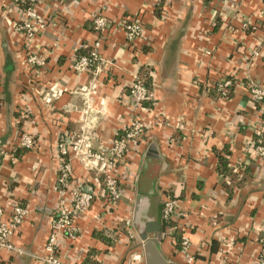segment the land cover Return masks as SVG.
<instances>
[{"label":"crops","instance_id":"crops-1","mask_svg":"<svg viewBox=\"0 0 264 264\" xmlns=\"http://www.w3.org/2000/svg\"><path fill=\"white\" fill-rule=\"evenodd\" d=\"M36 11L46 27L26 45L14 30L17 8L0 0V209L4 218L15 203L27 209L11 236L20 251L0 249V261L45 264L59 196L57 143L79 131L81 87L94 77L87 132L93 149L105 148L134 111L127 92L138 76L153 91V101L139 110L151 126L117 167L122 197L107 206L102 174L73 160L72 187L93 199L74 219L79 234L60 244L58 257L71 264H126L139 253L148 264L143 244L156 237L164 264H250L264 237V159L253 149L263 109L242 83L264 80V23L252 32L241 20L261 18L263 1L231 0L221 11L206 0H38ZM97 15L108 21L102 60L95 75L78 73L71 61L99 37L92 23ZM123 17L143 24L133 44L118 26ZM254 48L258 55L250 54ZM28 50L42 57V66L28 65ZM224 76L236 82L221 95L214 82ZM49 86L57 96H46ZM22 132L33 136L32 148L19 144ZM166 192L189 222L188 254L162 221ZM137 194L144 196L142 220L160 231L143 239L144 224H132Z\"/></svg>","mask_w":264,"mask_h":264},{"label":"built area","instance_id":"built-area-1","mask_svg":"<svg viewBox=\"0 0 264 264\" xmlns=\"http://www.w3.org/2000/svg\"><path fill=\"white\" fill-rule=\"evenodd\" d=\"M215 1L220 10L228 7L231 0H206ZM264 3V0H262ZM38 0H7V4L17 8L19 16L14 22V30L19 32L26 45H29L35 38L38 31L46 27V23L41 19L36 11ZM93 29L99 35L83 53H78L71 61V69L78 73L96 74L102 60L100 54L101 34L104 33L108 21L101 15L94 16L92 19ZM264 23V13L261 18L252 20L247 17L241 20V27L250 29L252 32L261 27ZM118 26L124 31L127 43L133 44L143 35V24L131 17H123ZM251 55H258L259 49L250 50ZM26 61L28 65L35 67L43 65V59L36 52L27 51ZM232 76H224L214 82V88L221 95H226L229 89L235 84ZM252 101L261 105L263 112L253 127V149L260 159H264V80L256 81L247 77L242 83ZM95 87L94 77L87 85L81 87L84 95V107L81 110V125L79 131L72 133L68 142L65 136L61 135L57 143V151L60 156L59 165V189L56 213L51 218L50 229L44 245L45 254L41 256L45 264H71L60 259L57 250L60 244L66 239H75L79 234V227L74 219L86 213L92 204V194L77 187H72L73 168L72 161L78 160L89 168H93L102 174L103 197L106 205L114 206L122 197V190L117 174V167L124 165V159L129 152L131 144L139 139L149 125L143 119L139 110L145 111V104L153 101V91L135 76L128 86V96L134 103V111L128 121L123 125L122 130L111 140L108 147L93 149L90 146L89 135L87 132L89 113L93 110V91ZM46 96H57L58 89L49 86ZM19 144L24 148L34 146L33 136L22 132L19 136ZM125 173V171H124ZM123 173V175H124ZM27 215V209L20 203L12 206L8 218L3 217L0 209V249L9 252H19L20 248L11 241V236L22 223ZM161 218L165 225L167 234L178 241L182 253L188 254L190 240L187 231L190 227L189 222L180 217L178 203L168 192L164 193L161 200ZM130 225V224H129ZM261 251L250 264H264V237L261 239ZM0 264H3L0 261ZM126 264H143L142 255L131 253Z\"/></svg>","mask_w":264,"mask_h":264},{"label":"water","instance_id":"water-1","mask_svg":"<svg viewBox=\"0 0 264 264\" xmlns=\"http://www.w3.org/2000/svg\"><path fill=\"white\" fill-rule=\"evenodd\" d=\"M143 197L144 196L140 194L136 195V199L134 203V213H133V219H132V224L134 226H138L141 228L142 224H144L142 226V228L144 229L143 231H141V235H140L142 239L145 238L146 232H154V231L160 232L155 227L151 228L153 223L148 222V221L144 222L141 218L142 216L140 213L141 211L140 209H141V201ZM157 242H158V239L154 237V238L147 239L145 243L143 244L145 260H146V263L148 264H164V260L161 259L159 252L156 248Z\"/></svg>","mask_w":264,"mask_h":264},{"label":"trees","instance_id":"trees-1","mask_svg":"<svg viewBox=\"0 0 264 264\" xmlns=\"http://www.w3.org/2000/svg\"><path fill=\"white\" fill-rule=\"evenodd\" d=\"M140 79H141V81H143V83H144L145 85H147V84L145 83V79H144V78L140 77ZM147 86H148V85H147ZM221 162H223V161H221Z\"/></svg>","mask_w":264,"mask_h":264}]
</instances>
